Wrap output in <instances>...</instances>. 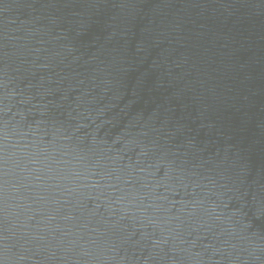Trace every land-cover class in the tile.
I'll list each match as a JSON object with an SVG mask.
<instances>
[{"label": "water", "instance_id": "1", "mask_svg": "<svg viewBox=\"0 0 264 264\" xmlns=\"http://www.w3.org/2000/svg\"><path fill=\"white\" fill-rule=\"evenodd\" d=\"M0 264H264V0H0Z\"/></svg>", "mask_w": 264, "mask_h": 264}]
</instances>
